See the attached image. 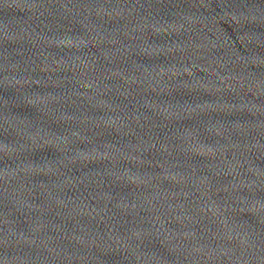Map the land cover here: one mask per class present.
<instances>
[{"label":"water","instance_id":"obj_1","mask_svg":"<svg viewBox=\"0 0 264 264\" xmlns=\"http://www.w3.org/2000/svg\"><path fill=\"white\" fill-rule=\"evenodd\" d=\"M0 264H264V0H0Z\"/></svg>","mask_w":264,"mask_h":264}]
</instances>
